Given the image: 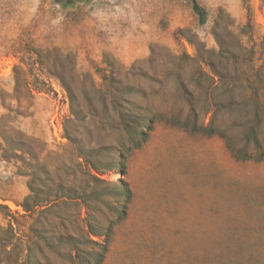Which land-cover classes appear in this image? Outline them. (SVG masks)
<instances>
[{
    "label": "rangeland",
    "instance_id": "obj_1",
    "mask_svg": "<svg viewBox=\"0 0 264 264\" xmlns=\"http://www.w3.org/2000/svg\"><path fill=\"white\" fill-rule=\"evenodd\" d=\"M197 1L0 0V264H264V0Z\"/></svg>",
    "mask_w": 264,
    "mask_h": 264
},
{
    "label": "trees",
    "instance_id": "obj_2",
    "mask_svg": "<svg viewBox=\"0 0 264 264\" xmlns=\"http://www.w3.org/2000/svg\"><path fill=\"white\" fill-rule=\"evenodd\" d=\"M74 1H88V0H74ZM193 4L194 10L199 14L200 17V22L204 23L205 22V10L204 8L199 4L197 0H189ZM46 83H44V87H35L37 89V92H46L43 88H45ZM193 111L195 112V109L193 108ZM257 118H259L257 116ZM121 124L125 132H127L130 137L131 141L135 143L137 147L141 146L142 142H144L147 139L148 133L145 131L143 127L147 125H143L141 127L139 121L137 120H131L125 116H122L121 118ZM185 128H189L192 131H198V132H204L208 135H212L217 133L218 131H215L213 128L210 126H203V125H198L196 122L191 123L190 121H187L184 123ZM245 142L246 145H251V148L249 149L247 146H241V147H236L232 146V152L234 154V157H236L239 160H255V161H264V137H263V129H262V123L261 120H259L255 125H252L246 132L245 136ZM122 157V155H119ZM95 170H99V168L94 165ZM107 166L110 168H114L115 165H113L112 161H109L107 163ZM114 187H109L108 189H105L104 187H95L92 191V196L95 200L97 201H102L105 195H120L123 197L124 200V207H126V202H125V190H117V188H121L120 185L117 183H113ZM120 186V187H119ZM39 203H36V206H39ZM20 206L23 208L24 212H30L31 207L28 205L27 201H24L23 203L20 204ZM1 209H6L8 210V207L4 205H0ZM110 210L112 212H117V207L115 205L110 206ZM16 212V211H15ZM19 212V211H18ZM124 211L121 210L120 214H123ZM6 215H10V213L7 211ZM94 223L90 222V228L92 230H95V232H103L104 228L110 229L111 228V223H107V225L100 226L97 224L98 220L97 219H92ZM76 246V245H75Z\"/></svg>",
    "mask_w": 264,
    "mask_h": 264
}]
</instances>
